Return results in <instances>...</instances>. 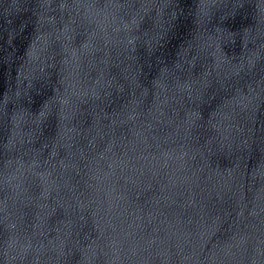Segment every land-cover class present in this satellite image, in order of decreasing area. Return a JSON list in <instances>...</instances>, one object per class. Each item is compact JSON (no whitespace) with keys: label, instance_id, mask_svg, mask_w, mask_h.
Returning <instances> with one entry per match:
<instances>
[{"label":"water","instance_id":"obj_1","mask_svg":"<svg viewBox=\"0 0 264 264\" xmlns=\"http://www.w3.org/2000/svg\"><path fill=\"white\" fill-rule=\"evenodd\" d=\"M0 264H264V0H0Z\"/></svg>","mask_w":264,"mask_h":264}]
</instances>
